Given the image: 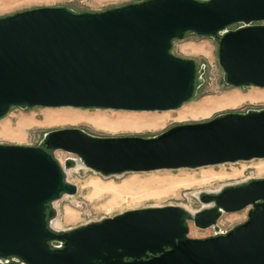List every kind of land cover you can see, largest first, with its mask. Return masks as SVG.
Instances as JSON below:
<instances>
[{"label":"water","instance_id":"obj_1","mask_svg":"<svg viewBox=\"0 0 264 264\" xmlns=\"http://www.w3.org/2000/svg\"><path fill=\"white\" fill-rule=\"evenodd\" d=\"M264 0H140L101 11L36 7L0 16V118L13 106L167 110L190 99L203 67L171 53L187 33L217 42L224 81L264 87ZM231 25H238L227 29ZM103 175L264 158V108L176 124L150 136L47 131L37 146L0 144V264H264V177L202 192L206 206L129 209L68 230L52 202L74 194L72 160ZM225 232L190 237L189 222ZM61 247H53L52 242Z\"/></svg>","mask_w":264,"mask_h":264},{"label":"rangeland","instance_id":"obj_2","mask_svg":"<svg viewBox=\"0 0 264 264\" xmlns=\"http://www.w3.org/2000/svg\"><path fill=\"white\" fill-rule=\"evenodd\" d=\"M137 1L140 0H0V16L44 6L66 7L73 12L101 11ZM236 26L238 25H231L227 29ZM170 51L176 56L193 59L198 67H203L202 83L195 88L192 97L179 107L167 110H126L13 106L0 118V144L37 146L47 131L66 127H77L96 136L150 137L176 124L206 121L226 112L243 113L264 108V87L232 86L224 81L215 38L187 33L182 39L173 40ZM50 117L64 119L51 122L47 120ZM22 121L32 122L26 127L23 140L5 136L9 130L19 129ZM53 155L62 163L65 160L73 161V166L65 170V179L77 186L76 193L63 194L52 202L56 213L50 219V225L57 230L75 228L129 209L178 205L193 212L206 206L199 200L202 192H216L226 185L264 177V158L196 168L103 175L77 162V156L73 153L55 150ZM94 183L116 187L128 183L133 187L131 191L113 200L107 190L93 195L91 187ZM248 209L249 206L239 211L223 212L216 221V228H199L189 222L188 235L203 238L217 231L225 232L243 222L247 218ZM3 262L2 260L0 263Z\"/></svg>","mask_w":264,"mask_h":264},{"label":"bare ground","instance_id":"obj_3","mask_svg":"<svg viewBox=\"0 0 264 264\" xmlns=\"http://www.w3.org/2000/svg\"><path fill=\"white\" fill-rule=\"evenodd\" d=\"M63 119H64L63 117H50V118H47V120L48 121H51V122L52 121H63ZM77 119H78V117L76 118V120ZM31 123L32 122H29V121H22L19 124V129L15 130V131L9 130L5 134V136H8V137H10L12 139H16V140H23L24 139V136H25V129ZM102 123L105 124V125H110L107 122H102ZM99 184H96V183L93 184V186L91 187L92 188L91 193L94 195V194L99 193L102 190H107L111 194L113 200H116L117 198H120L123 193H127V192L131 191L132 190V187H133V185H132V187H130V185H128V183L127 184L125 183L121 187L107 186V185H99ZM124 196H126V195H124Z\"/></svg>","mask_w":264,"mask_h":264},{"label":"flooded vegetation","instance_id":"obj_4","mask_svg":"<svg viewBox=\"0 0 264 264\" xmlns=\"http://www.w3.org/2000/svg\"><path fill=\"white\" fill-rule=\"evenodd\" d=\"M52 246L53 247H61V243L54 241V242H52Z\"/></svg>","mask_w":264,"mask_h":264},{"label":"built area","instance_id":"obj_5","mask_svg":"<svg viewBox=\"0 0 264 264\" xmlns=\"http://www.w3.org/2000/svg\"><path fill=\"white\" fill-rule=\"evenodd\" d=\"M264 22V21H263ZM2 260H0V262H1ZM4 262L6 261V260H3Z\"/></svg>","mask_w":264,"mask_h":264}]
</instances>
